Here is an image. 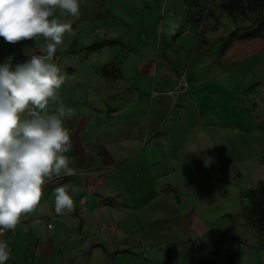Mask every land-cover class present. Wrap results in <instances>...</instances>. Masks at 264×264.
Instances as JSON below:
<instances>
[{
	"label": "crops",
	"instance_id": "0c3cea01",
	"mask_svg": "<svg viewBox=\"0 0 264 264\" xmlns=\"http://www.w3.org/2000/svg\"><path fill=\"white\" fill-rule=\"evenodd\" d=\"M78 2L76 25L52 61L64 84L46 109L73 110L65 117L73 146L64 155L74 175L54 176L56 186L42 187L36 208L3 239L10 250L5 264H49L56 245L79 257L86 249L93 261L119 248L113 264H129L131 228L186 212V227L204 236L236 202L241 181L264 179V100L253 107L245 98L264 81L260 36L234 38L221 51L229 32L211 47L185 24L181 0ZM96 26L106 29L99 39L81 33ZM98 41L104 44L87 50ZM32 54H46L45 43L0 37V65L15 68ZM59 186L74 202L65 215L54 211Z\"/></svg>",
	"mask_w": 264,
	"mask_h": 264
},
{
	"label": "clouds",
	"instance_id": "9594fccd",
	"mask_svg": "<svg viewBox=\"0 0 264 264\" xmlns=\"http://www.w3.org/2000/svg\"><path fill=\"white\" fill-rule=\"evenodd\" d=\"M57 9L61 16L66 12L79 18L78 0H0V37L5 42L38 36L46 41V54H32L15 68L7 62L0 65V237L36 208L46 181L74 175L64 155L73 146L65 126L73 110L62 105L53 114L46 110L50 101L58 102L57 90L64 84L52 61L73 24L53 18ZM210 163L211 158L206 159L205 167ZM54 196L57 215L73 211L66 186L55 188ZM9 258L8 245L0 239V264Z\"/></svg>",
	"mask_w": 264,
	"mask_h": 264
},
{
	"label": "rangeland",
	"instance_id": "374dc122",
	"mask_svg": "<svg viewBox=\"0 0 264 264\" xmlns=\"http://www.w3.org/2000/svg\"><path fill=\"white\" fill-rule=\"evenodd\" d=\"M181 1V10L185 13V24L193 25L197 36L209 39L211 47H215L235 27H240L238 34H242L252 24L254 19L264 13L262 10L250 6L247 0ZM221 3H234L236 8L232 13H228L220 9L219 5ZM174 7H171L170 15L175 14ZM160 8L163 13L165 11L163 3H161ZM69 17L71 15L66 12L61 16V10L57 9L53 18H58L62 22L72 20V27H74L76 20H74V17L70 19ZM63 19L65 20L63 21ZM132 24L126 22L128 27H132ZM161 26L160 21L158 26H156L157 30H160ZM86 30L83 27L81 33L84 37L90 39H99L106 33L105 28L96 26L86 36ZM260 38L257 43H264V27ZM160 39L158 34L154 39L155 45L159 43ZM173 42L174 40L172 39L170 43L172 44ZM232 42L233 39L227 47ZM242 42L239 41L238 43ZM42 43L46 45L45 38L42 36L28 40L30 45L39 46ZM111 66L114 69V65L111 64ZM113 75L116 74L113 72ZM182 89L186 90L187 84ZM245 98L249 100L250 105L253 107L258 103H262L264 100V81L246 90ZM261 181H264V179L241 181V184L237 187L236 202H232V205L227 207L228 210L221 215L220 222H216L204 236L195 235L186 227V222L188 221L186 218L188 213L186 212L178 213L173 221L164 220L158 225H143L131 228L129 234L131 245L126 250L130 255L129 264H229L228 258L218 252L221 248H225L230 252L235 264H264L263 233L254 225L250 210V191ZM58 183L57 178L51 179V181H46L43 188H53ZM78 214L81 213L79 212ZM93 216V219H98L100 213L94 212ZM45 218L47 219L48 217ZM9 231L0 239L3 240ZM119 251L120 249L116 248L107 254L106 259L93 261L88 257L86 249L83 250L79 257L73 253L65 254L56 245L54 258L49 264H109L110 262L113 264V256ZM108 257L111 258L110 262ZM125 264H128V262H125Z\"/></svg>",
	"mask_w": 264,
	"mask_h": 264
},
{
	"label": "trees",
	"instance_id": "16d2710c",
	"mask_svg": "<svg viewBox=\"0 0 264 264\" xmlns=\"http://www.w3.org/2000/svg\"><path fill=\"white\" fill-rule=\"evenodd\" d=\"M248 4L254 8H258L264 12V0H247ZM220 9L226 11L228 13H232L236 5L234 3H221L219 5ZM264 27V13L260 17L253 20L252 24L247 27L242 34H238V31L241 29L240 27H235L232 31H230L224 40H222L219 44V49L224 50L229 42L234 39H247L251 37H258L261 35L262 28ZM104 41L94 42L87 47V50H94L98 47L102 46ZM251 194V213H252V221L256 228L263 233V242H264V181H261L257 184L255 188L250 191ZM220 254L226 256L229 260V264H235L234 259L230 252L221 248L218 251Z\"/></svg>",
	"mask_w": 264,
	"mask_h": 264
},
{
	"label": "built area",
	"instance_id": "2783aa9c",
	"mask_svg": "<svg viewBox=\"0 0 264 264\" xmlns=\"http://www.w3.org/2000/svg\"><path fill=\"white\" fill-rule=\"evenodd\" d=\"M185 85H186L185 82L182 81V82L180 83L179 87H184ZM50 226H51V225L48 224V227H50Z\"/></svg>",
	"mask_w": 264,
	"mask_h": 264
}]
</instances>
